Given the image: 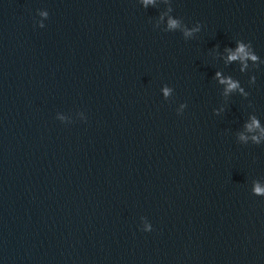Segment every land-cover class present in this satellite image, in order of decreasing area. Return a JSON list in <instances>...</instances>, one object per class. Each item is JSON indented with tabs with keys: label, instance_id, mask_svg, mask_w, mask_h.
Segmentation results:
<instances>
[{
	"label": "water",
	"instance_id": "obj_1",
	"mask_svg": "<svg viewBox=\"0 0 264 264\" xmlns=\"http://www.w3.org/2000/svg\"><path fill=\"white\" fill-rule=\"evenodd\" d=\"M0 264H264V0H0Z\"/></svg>",
	"mask_w": 264,
	"mask_h": 264
},
{
	"label": "clouds",
	"instance_id": "obj_2",
	"mask_svg": "<svg viewBox=\"0 0 264 264\" xmlns=\"http://www.w3.org/2000/svg\"><path fill=\"white\" fill-rule=\"evenodd\" d=\"M171 23H172L173 25L175 24L174 21L171 22ZM238 51H239L240 53H243V52H244V47H243V45L240 46V48L238 49ZM229 59H230V60H234V59H236V56H235V55L230 56ZM252 59L255 60L256 57L253 56ZM217 75H219V74H217ZM222 82H225V81H222ZM227 83H228V88H229V90L234 89V88H236V87L238 86L236 83L232 82L231 80H228ZM165 94H167V90H166V93H165ZM254 123H255V121H254ZM257 191H259V189H257Z\"/></svg>",
	"mask_w": 264,
	"mask_h": 264
}]
</instances>
